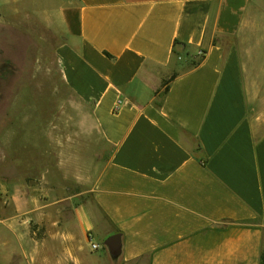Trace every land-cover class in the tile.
Segmentation results:
<instances>
[{
	"label": "crops",
	"instance_id": "0c3cea01",
	"mask_svg": "<svg viewBox=\"0 0 264 264\" xmlns=\"http://www.w3.org/2000/svg\"><path fill=\"white\" fill-rule=\"evenodd\" d=\"M5 11L57 37L89 117L81 148L62 143L55 162L47 134L27 133V196L0 198V264H263L264 0H0ZM85 171L98 174L83 188Z\"/></svg>",
	"mask_w": 264,
	"mask_h": 264
},
{
	"label": "rangeland",
	"instance_id": "374dc122",
	"mask_svg": "<svg viewBox=\"0 0 264 264\" xmlns=\"http://www.w3.org/2000/svg\"><path fill=\"white\" fill-rule=\"evenodd\" d=\"M57 44L33 13L0 12V198L27 196V133L47 134L49 163L62 143L68 151L84 142L88 115L65 87ZM73 174L85 188L98 172Z\"/></svg>",
	"mask_w": 264,
	"mask_h": 264
},
{
	"label": "built area",
	"instance_id": "2783aa9c",
	"mask_svg": "<svg viewBox=\"0 0 264 264\" xmlns=\"http://www.w3.org/2000/svg\"><path fill=\"white\" fill-rule=\"evenodd\" d=\"M90 244H91V248L92 250L96 251L100 248V245L98 243H95L92 238L90 239Z\"/></svg>",
	"mask_w": 264,
	"mask_h": 264
},
{
	"label": "trees",
	"instance_id": "16d2710c",
	"mask_svg": "<svg viewBox=\"0 0 264 264\" xmlns=\"http://www.w3.org/2000/svg\"><path fill=\"white\" fill-rule=\"evenodd\" d=\"M262 261H263V264H264V252L262 254Z\"/></svg>",
	"mask_w": 264,
	"mask_h": 264
},
{
	"label": "water",
	"instance_id": "95a60500",
	"mask_svg": "<svg viewBox=\"0 0 264 264\" xmlns=\"http://www.w3.org/2000/svg\"><path fill=\"white\" fill-rule=\"evenodd\" d=\"M108 243H110V241H108Z\"/></svg>",
	"mask_w": 264,
	"mask_h": 264
}]
</instances>
